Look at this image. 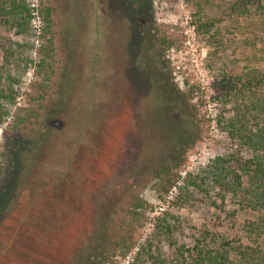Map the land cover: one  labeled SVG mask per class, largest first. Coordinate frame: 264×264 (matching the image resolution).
<instances>
[{
    "label": "rangeland",
    "instance_id": "rangeland-1",
    "mask_svg": "<svg viewBox=\"0 0 264 264\" xmlns=\"http://www.w3.org/2000/svg\"><path fill=\"white\" fill-rule=\"evenodd\" d=\"M144 69L188 108H157ZM243 160L264 173V0H0V264H264Z\"/></svg>",
    "mask_w": 264,
    "mask_h": 264
},
{
    "label": "trees",
    "instance_id": "trees-1",
    "mask_svg": "<svg viewBox=\"0 0 264 264\" xmlns=\"http://www.w3.org/2000/svg\"><path fill=\"white\" fill-rule=\"evenodd\" d=\"M128 3V2H127ZM129 16L132 19V27L135 28V31L137 32V34L142 38L143 40V47L142 50H148L150 49L152 42H151V38H152V33H151V29L149 26H146V24H144L143 22L140 21H136L134 20V18L136 19V15H135V11L137 10V8L133 7V5H129ZM13 10H14V14L18 16L19 19H23L24 22H30V20L32 19V13H33V9L30 8L29 4H26L25 2H19V3H15V5L13 6ZM145 52V51H144ZM133 60L134 62L139 61L140 59H138L137 56H133ZM146 73L149 74V79L151 84L154 87V101H156L158 104L157 108H161L163 110L164 107L173 104L175 106H178L181 108V110H185V108H188V105L185 103V98L184 95L179 92L177 89H175L174 87L170 86V84H168V82L166 81L165 77L163 75L157 74V73H152L150 74V72L148 71V69H144ZM156 109V108H155ZM157 110V109H156ZM162 120V118H161ZM163 122V120L161 121V123ZM236 122L235 119H231V122ZM238 131H236L235 133L238 134L239 136H241L242 134L237 133ZM244 135V134H243ZM191 135L189 134V132H185L180 130L178 127H176V129L173 131L172 133V142L174 143L173 146L177 147L178 149H182L181 147L186 146L187 144H190L189 142H193L195 141L197 138L194 137V139H191ZM192 140V141H191ZM159 158L157 159V163H158V167L153 171L154 172V178L159 179L162 178L164 175H167L169 169L171 168H177L178 166H180L183 162V154L180 153H176L174 155H164V154H160L158 156ZM260 163H255L252 160H243L240 162V164L238 165L240 172L245 174H249V173H254L255 175L257 174H261V175H257V176H261L264 177V173L260 167ZM256 176V177H257ZM243 180V175L242 174H236V180ZM251 184V183H250ZM250 184L247 186V188L249 189ZM134 208H140L141 205L139 203H134L133 204ZM225 253H220L219 254V258L220 260H226L228 259L227 255V250H224ZM204 254H205V250H199L197 257L195 258V262L194 264H202V262H204ZM82 256H80L81 258ZM103 258L101 257H97V259H95V262H93L94 264H100ZM220 264H224L223 261H221Z\"/></svg>",
    "mask_w": 264,
    "mask_h": 264
},
{
    "label": "water",
    "instance_id": "water-1",
    "mask_svg": "<svg viewBox=\"0 0 264 264\" xmlns=\"http://www.w3.org/2000/svg\"><path fill=\"white\" fill-rule=\"evenodd\" d=\"M60 122V121H59ZM61 123V122H60Z\"/></svg>",
    "mask_w": 264,
    "mask_h": 264
}]
</instances>
